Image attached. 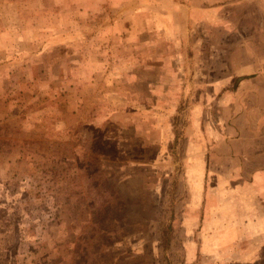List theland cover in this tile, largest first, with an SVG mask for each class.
<instances>
[{
	"label": "rangeland",
	"instance_id": "obj_1",
	"mask_svg": "<svg viewBox=\"0 0 264 264\" xmlns=\"http://www.w3.org/2000/svg\"><path fill=\"white\" fill-rule=\"evenodd\" d=\"M175 2L0 0V264H217Z\"/></svg>",
	"mask_w": 264,
	"mask_h": 264
},
{
	"label": "crops",
	"instance_id": "obj_2",
	"mask_svg": "<svg viewBox=\"0 0 264 264\" xmlns=\"http://www.w3.org/2000/svg\"><path fill=\"white\" fill-rule=\"evenodd\" d=\"M175 3L183 40L207 63L195 70L199 107L213 111L202 110L211 125L197 232L217 264H264V0Z\"/></svg>",
	"mask_w": 264,
	"mask_h": 264
},
{
	"label": "trees",
	"instance_id": "obj_3",
	"mask_svg": "<svg viewBox=\"0 0 264 264\" xmlns=\"http://www.w3.org/2000/svg\"><path fill=\"white\" fill-rule=\"evenodd\" d=\"M170 228L172 229V226H170ZM169 242H170V240H169ZM169 242H167V245H168ZM167 245L165 246V251L168 249Z\"/></svg>",
	"mask_w": 264,
	"mask_h": 264
}]
</instances>
